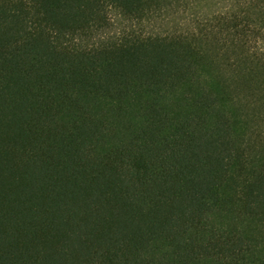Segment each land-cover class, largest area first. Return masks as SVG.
<instances>
[{"label":"trees","instance_id":"trees-1","mask_svg":"<svg viewBox=\"0 0 264 264\" xmlns=\"http://www.w3.org/2000/svg\"><path fill=\"white\" fill-rule=\"evenodd\" d=\"M0 264H264V0H0Z\"/></svg>","mask_w":264,"mask_h":264}]
</instances>
